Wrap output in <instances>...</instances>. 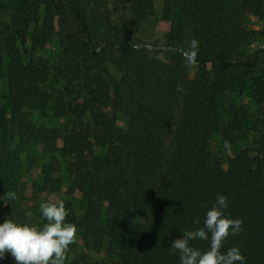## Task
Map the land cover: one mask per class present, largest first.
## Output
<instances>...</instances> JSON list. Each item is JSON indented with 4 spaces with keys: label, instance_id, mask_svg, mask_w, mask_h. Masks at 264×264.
Segmentation results:
<instances>
[{
    "label": "trees",
    "instance_id": "16d2710c",
    "mask_svg": "<svg viewBox=\"0 0 264 264\" xmlns=\"http://www.w3.org/2000/svg\"><path fill=\"white\" fill-rule=\"evenodd\" d=\"M263 5L264 0H161L160 17L190 31L181 50L197 69L180 91L175 71L155 56V45L131 39L154 14L153 0L0 2L9 13L0 25V129L13 142L0 151L5 213L21 222L22 153L34 145L50 156L41 174L52 190L61 181L53 174L62 169L86 199L80 211L63 201L65 222L82 230L86 248L110 256H82L70 264H180L172 242L203 227L218 194L228 198L224 215L243 222L221 251L236 247L244 264H264V143L239 149L226 158V168L209 149L221 97L233 84L242 86V76L264 78L258 51L244 56L237 49L244 16L264 18ZM159 46L177 49L180 43L168 37ZM46 108L67 123H36L32 114ZM229 112L226 129L238 130L239 110L229 104ZM117 113L124 131L116 127ZM228 140L233 144V137ZM9 192L16 198H4ZM191 245L209 248L208 241ZM0 264L14 263L6 252Z\"/></svg>",
    "mask_w": 264,
    "mask_h": 264
},
{
    "label": "rangeland",
    "instance_id": "374dc122",
    "mask_svg": "<svg viewBox=\"0 0 264 264\" xmlns=\"http://www.w3.org/2000/svg\"><path fill=\"white\" fill-rule=\"evenodd\" d=\"M7 1L9 0H0V2ZM112 1L109 0L110 5ZM153 8L154 14L140 23L131 34V39L155 45V56L167 63L175 71L178 78L177 88L183 91L185 80L191 79L197 69L195 63L188 59L185 52L181 50V47L184 46L190 37V31L160 17L161 0H153ZM123 13L124 10L120 7L116 11L117 15ZM8 14V10H0V25L7 22ZM242 26L244 32L240 36V42L237 47L239 53L247 56L254 51H258V59L261 65H264V18L245 15ZM168 37H177L180 47L169 50H165L161 46L158 47ZM49 53L50 49L45 55H49ZM206 68L210 70L212 66L208 65ZM107 69L112 78L118 77V74L112 70L109 64H107ZM259 74L262 73L259 72ZM241 83H243L242 86L235 85L238 83L233 84V90L221 97L218 109L219 126L210 141L209 149L212 158L221 161L222 166L225 168L224 162L226 158L234 155L239 149L244 147L256 149L259 144L264 143V78L262 81L257 82L242 76ZM229 104L239 110V116L241 117V126L235 131L226 129V122L230 118ZM52 114L53 112L46 108L43 113L36 112L32 114V119L46 127L67 123V119L64 116L62 117L64 119L58 122L52 117ZM116 127L122 131L126 130L124 117L119 113L116 114ZM228 137H233V144L228 145ZM12 144L13 142H9L7 133L3 134L2 129H0V151ZM49 158L48 154L43 153L34 145H29L22 153L23 170L21 181L24 185V199L22 202V219L18 224L42 227V214L39 209L41 203L69 200L74 209L78 211L82 210L85 205L86 199L70 185L64 170L61 169L53 174V176L61 180L56 191H53L51 185L44 181L41 174V166L48 162ZM28 213H31V215H27ZM5 219L11 218L5 213L3 202L0 199V223H3ZM77 229L78 238L74 243L73 249L68 251L66 255V264H70L72 260L82 256L88 261L110 259V256L103 250L96 253L86 248L83 244L82 230L80 228ZM8 254L10 262L15 264L14 257L10 253Z\"/></svg>",
    "mask_w": 264,
    "mask_h": 264
},
{
    "label": "clouds",
    "instance_id": "9594fccd",
    "mask_svg": "<svg viewBox=\"0 0 264 264\" xmlns=\"http://www.w3.org/2000/svg\"><path fill=\"white\" fill-rule=\"evenodd\" d=\"M197 45L195 40L190 43L192 49ZM4 198L15 199L16 194L9 192ZM227 206V196L218 194L216 205L206 212L203 227L185 231L183 238L172 242L171 249L179 253L180 264H244L245 258L238 248L221 251L229 236L243 230L242 220L224 215ZM39 209L46 221L42 227L18 224L11 219L0 223V258L7 252L16 264H65L69 247L78 238V229L65 222L68 209L62 200L41 203ZM197 240L208 241V250L194 248L191 242Z\"/></svg>",
    "mask_w": 264,
    "mask_h": 264
}]
</instances>
